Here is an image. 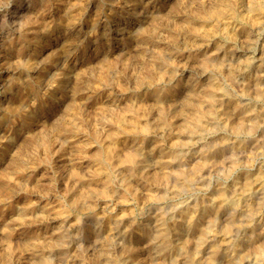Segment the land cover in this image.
<instances>
[{
  "label": "rangeland",
  "instance_id": "374dc122",
  "mask_svg": "<svg viewBox=\"0 0 264 264\" xmlns=\"http://www.w3.org/2000/svg\"><path fill=\"white\" fill-rule=\"evenodd\" d=\"M256 1L0 0V264H264Z\"/></svg>",
  "mask_w": 264,
  "mask_h": 264
},
{
  "label": "bare ground",
  "instance_id": "6f19581e",
  "mask_svg": "<svg viewBox=\"0 0 264 264\" xmlns=\"http://www.w3.org/2000/svg\"><path fill=\"white\" fill-rule=\"evenodd\" d=\"M51 1V0H50ZM56 1V0H55ZM256 1V0H255ZM63 2V1H62ZM244 2V1H243ZM256 2H258V1H256ZM260 2H262V1H260ZM53 3V2H52ZM131 3V2H130ZM160 3V2H159ZM248 3V2H247ZM255 3V2H254ZM73 4V3H72ZM250 4V3H249ZM28 5V4H27ZM53 5V4H52ZM252 5H253V3H252ZM25 6V5H24ZM65 6V5H64ZM63 6V7H64ZM74 6H75V4H74ZM219 6V5H218ZM218 6H217V8H218ZM22 7V6H21ZM213 7H215V6H213ZM212 7V8H213ZM26 8V7H25ZM51 8V7H50ZM135 8H137V7H135ZM156 8V7H155ZM221 8V7H220ZM39 9V8H38ZM63 9V8H62ZM69 9V8H68ZM74 9V8H73ZM129 9V8H128ZM34 10V9H33ZM129 10H131V9H129ZM212 10H214V9H212ZM17 11V10H16ZM41 11V10H40ZM31 12V11H30ZM43 12V11H42ZM68 12V11H67ZM133 12V11H132ZM131 12V13H132ZM223 12H224V9H223ZM248 12V11H247ZM20 13V12H19ZM29 13V12H28ZM219 13V12H218ZM63 14V13H62ZM25 15V14H24ZM39 15V14H38ZM42 15H44V14H42ZM69 15V14H68ZM13 16V15H12ZM20 16V15H19ZM18 16V17H19ZM41 16V15H40ZM52 16V15H51ZM24 17V16H23ZM43 17V16H42ZM115 17V16H114ZM249 17V16H248ZM52 18H53V16H52ZM141 18V17H140ZM247 18V17H246ZM231 19V18H230ZM34 20V19H33ZM111 20V19H110ZM258 20V19H257ZM49 21V20H48ZM109 21V20H108ZM26 22H27V20H26ZM34 22V21H33ZM113 22V21H112ZM129 22V21H128ZM132 22V21H131ZM110 23V22H109ZM118 23V22H117ZM139 23V22H138ZM26 24V23H25ZM31 24V23H30ZM45 24H47V23H45ZM132 24V23H131ZM143 24V23H142ZM60 25V24H59ZM76 25V24H75ZM54 26V25H53ZM67 26V25H66ZM110 26V25H109ZM52 27V26H51ZM38 29V28H37ZM18 30V29H17ZM32 30V29H31ZM35 30V29H34ZM133 30V29H132ZM29 31V30H28ZM40 31V30H39ZM128 31V30H127ZM27 33V32H26ZM46 33V32H45ZM127 33V32H126ZM127 35V34H126ZM130 35V34H129ZM132 35V34H131ZM27 36V35H26ZM10 37V36H9ZM40 37V36H39ZM130 37V36H129ZM128 37V38H129ZM22 39V38H21ZM11 41V40H10ZM19 41V40H18ZM7 42V41H6ZM6 42H4V44L6 43ZM17 42V41H16ZM12 43V42H11ZM36 44V43H35ZM63 45V44H62ZM97 45V44H96ZM116 45V44H115ZM5 47V46H4ZM7 47V46H6ZM117 47V46H116ZM5 49V48H4ZM8 51V50H7ZM11 53V52H10ZM72 60V59H71ZM74 60V59H73ZM67 62V61H66ZM70 62V61H69ZM30 63V62H29ZM28 65V64H27ZM47 67V66H46ZM72 67V66H71ZM67 68V67H66ZM74 68V67H73ZM36 69H37V67H36ZM67 69H70V68H67ZM41 71V70H40ZM48 71V70H47ZM63 71V70H62ZM39 72V71H38ZM29 73V72H28ZM29 76V75H28ZM67 76V75H66ZM62 78V77H61ZM71 78V77H70ZM69 79V78H68ZM14 82V81H13ZM20 83V82H19ZM18 83V84H19ZM23 85V84H22ZM65 85V84H64ZM11 86V85H10ZM27 87V86H26ZM58 87V86H57ZM57 87L55 88V89H57ZM5 88V87H4ZM63 88V87H62ZM23 89V88H22ZM65 89V88H64ZM177 90V89H176ZM9 91V90H8ZM177 92V91H176ZM21 95V94H20ZM23 95V94H22ZM144 96V95H143ZM5 97V96H4ZM6 97H7V95H6ZM21 97V96H20ZM8 98V97H7ZM23 99V98H22ZM57 100V99H56ZM12 101V100H11ZM15 101V100H14ZM176 103V102H175ZM171 105V104H170ZM30 111V110H29ZM48 111V110H47ZM35 114V113H34ZM29 116H30V114H29ZM33 116L34 115H32V118H33ZM23 118V117H22ZM27 121V120H26ZM125 121V120H124ZM123 122V121H122ZM139 122V121H138ZM147 123V122H146ZM136 124V123H135ZM35 127H36V125H34ZM39 126V125H38ZM131 126V125H130ZM149 126V125H148ZM122 128V127H121ZM21 129V128H20ZM32 129V128H31ZM126 129V128H125ZM138 129V128H137ZM119 131V130H118ZM121 131V130H120ZM139 131V130H138ZM8 132H9V130H8ZM114 133H116V132H114ZM122 134V133H121ZM144 134V133H143ZM1 135H3V134H1ZM15 135V134H14ZM125 135V134H124ZM21 136V135H20ZM117 136V135H116ZM143 136V135H142ZM19 137V136H18ZM136 138H137V136H136ZM4 139V138H3ZM120 139H122V138H120ZM133 139V138H132ZM131 139V140H132ZM135 139V138H134ZM113 140V139H112ZM115 140V139H114ZM13 141V140H12ZM140 141V140H139ZM138 141V142H139ZM121 142V141H120ZM1 143V142H0ZM115 143V142H114ZM124 143V142H123ZM142 143V142H141ZM6 145H7V143H5ZM140 144V143H139ZM14 145V144H13ZM137 145V144H136ZM129 146V145H128ZM127 146V147H128ZM8 147V146H7ZM115 147V146H114ZM113 147V148H114ZM11 148V147H10ZM136 149V148H135ZM14 150V149H13ZM139 151V150H138ZM141 151V150H140ZM124 152V151H123ZM4 153V152H3ZM13 153V152H12ZM115 153V152H114ZM150 154V153H149ZM12 155V154H11ZM118 156V155H117ZM113 157V156H112ZM5 159V158H4ZM113 159V158H112ZM131 160H132V158L130 157V156H127L126 155V157L124 158V160L122 159L121 160V162L120 163H129V162H131ZM139 160V159H138ZM4 161V160H3ZM115 161V160H114ZM194 161V160H193ZM1 163V162H0ZM195 163V162H194ZM132 164V163H131ZM130 164V165H131ZM137 164V163H136ZM135 164V165H136ZM191 165H194V164H191ZM190 166V165H189ZM144 167V166H143ZM133 168H135V167H133ZM190 168V167H189ZM98 170H99V168H97ZM117 169V168H116ZM125 170V169H124ZM129 170V169H128ZM135 170V169H134ZM141 170V169H140ZM122 171V170H121ZM142 171V170H141ZM113 172V171H112ZM101 173V172H100ZM114 173V172H113ZM96 174H97V172H96ZM110 174V173H109ZM101 175V174H100ZM112 175V174H111ZM110 175V176H111ZM115 175V174H114ZM259 175V174H258ZM261 175V174H260ZM97 176V175H96ZM256 176V175H255ZM106 177V176H105ZM109 177V176H108ZM112 177V176H111ZM117 177V176H116ZM120 177V176H119ZM130 177V176H129ZM253 177V176H252ZM100 178V177H99ZM261 178V177H260ZM249 179V178H248ZM255 179V178H254ZM263 179V178H262ZM256 180V179H255ZM263 181V180H262ZM107 182V181H106ZM130 182V181H129ZM128 182V183H129ZM239 182V181H238ZM255 182V181H254ZM257 183V182H256ZM106 184V183H105ZM108 184V183H107ZM106 184V185H107ZM126 184V183H125ZM244 184H246V183H244ZM236 185H238V184H236ZM260 185V184H259ZM237 187V186H236ZM246 187V186H245ZM244 187V188H245ZM128 188V187H127ZM231 188H233V187H231ZM230 188V189H231ZM248 188H249V185H248ZM257 188V187H256ZM234 189V188H233ZM130 190H132V189H130ZM224 190V189H223ZM247 190V189H246ZM217 191H219V190H217ZM216 191V192H217ZM232 191V190H231ZM233 193V192H232ZM248 193V192H247ZM234 194V193H233ZM207 195V194H206ZM216 196V195H215ZM220 196H222V197H225V192H221V194H220ZM244 196V195H243ZM234 197V196H233ZM239 197V196H238ZM214 198V197H213ZM248 198V197H247ZM221 202V201H220ZM228 202V201H227ZM196 204V203H195ZM190 205V204H189ZM192 209H194V208H192ZM196 211V210H195ZM256 212V211H255ZM254 212V213H255ZM190 213V212H189ZM253 213V212H252ZM186 214V213H185ZM195 214V213H194ZM260 215V214H259ZM185 216V215H184ZM200 216V215H199ZM253 216H255V215H253ZM193 217V216H192ZM198 217V216H197ZM189 218V217H188ZM203 218V217H202ZM190 219V218H189ZM258 219H259V217H258ZM159 220V219H158ZM249 220V219H248ZM148 221V220H147ZM154 221V220H153ZM160 221V220H159ZM177 221H179V220H177ZM164 222V221H163ZM253 222V221H252ZM251 222V223H252ZM255 222V221H254ZM153 223V222H152ZM161 223V222H160ZM190 223V222H189ZM194 224V223H193ZM204 225V224H203ZM257 225V224H256ZM238 226V225H237ZM241 226V225H240ZM263 226V225H262ZM256 227H258V226H256ZM165 228V227H164ZM191 228V227H190ZM245 228H247V227H245ZM240 229V228H239ZM141 230V229H140ZM186 230V229H185ZM188 230V229H187ZM244 230V229H243ZM139 232V231H138ZM252 232V231H251ZM244 233V232H243ZM229 234V233H228ZM233 234V233H232ZM239 234H240V232H239ZM257 234V233H256ZM261 234V233H260ZM245 235V234H244ZM234 236V235H233ZM237 236H239V235H237ZM258 236V235H257ZM255 238V237H254ZM256 239V238H255ZM216 240V239H215ZM234 240V239H233ZM237 240V239H236ZM248 240V239H247ZM243 241H244V238H243ZM227 242V241H226ZM231 242V241H230ZM221 243H223V242H221ZM251 243V242H250ZM221 245V244H220ZM243 245V244H242ZM244 246V245H243ZM243 246H241V247H243ZM248 246V245H247ZM228 248V247H227ZM220 249V248H219ZM221 249H222V247H221ZM229 249V248H228ZM241 249V248H240ZM244 249V248H243ZM223 250V249H222ZM245 250V249H244ZM219 251V250H218ZM224 251V250H223ZM227 251V250H226ZM235 251V250H234ZM140 253V252H139ZM221 253V252H220ZM227 253V252H226ZM224 254V253H223ZM157 256V255H156ZM158 257V256H157ZM137 263V262H136Z\"/></svg>",
  "mask_w": 264,
  "mask_h": 264
}]
</instances>
